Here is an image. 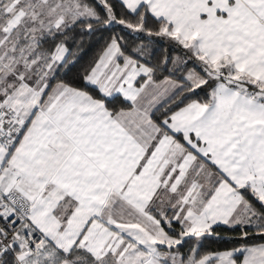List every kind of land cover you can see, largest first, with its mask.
<instances>
[{"label":"snow or ice","instance_id":"1","mask_svg":"<svg viewBox=\"0 0 264 264\" xmlns=\"http://www.w3.org/2000/svg\"><path fill=\"white\" fill-rule=\"evenodd\" d=\"M0 264H264V0H0Z\"/></svg>","mask_w":264,"mask_h":264},{"label":"trees","instance_id":"2","mask_svg":"<svg viewBox=\"0 0 264 264\" xmlns=\"http://www.w3.org/2000/svg\"><path fill=\"white\" fill-rule=\"evenodd\" d=\"M97 45H93V46H86V51H85V53L83 54V56L81 57V59H80V62H79V64L76 66V69H74V71L75 70H78L82 65H84V64H86L88 61H89V59L92 57V56H94L95 55V53H96V50H97ZM160 55V53L159 52H157V56H159Z\"/></svg>","mask_w":264,"mask_h":264}]
</instances>
